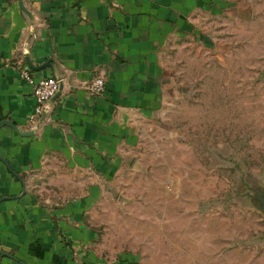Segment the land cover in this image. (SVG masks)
Here are the masks:
<instances>
[{
    "label": "crops",
    "instance_id": "obj_1",
    "mask_svg": "<svg viewBox=\"0 0 264 264\" xmlns=\"http://www.w3.org/2000/svg\"><path fill=\"white\" fill-rule=\"evenodd\" d=\"M22 6L0 0V264H139L96 245L93 212L163 106L168 49L205 31L223 0ZM25 56L36 79L64 78L35 127V98L19 75ZM95 75L105 79L102 95L85 89Z\"/></svg>",
    "mask_w": 264,
    "mask_h": 264
},
{
    "label": "rangeland",
    "instance_id": "obj_2",
    "mask_svg": "<svg viewBox=\"0 0 264 264\" xmlns=\"http://www.w3.org/2000/svg\"><path fill=\"white\" fill-rule=\"evenodd\" d=\"M220 13L168 49L163 106L100 192L96 245L107 253L264 264V0H223Z\"/></svg>",
    "mask_w": 264,
    "mask_h": 264
},
{
    "label": "built area",
    "instance_id": "obj_3",
    "mask_svg": "<svg viewBox=\"0 0 264 264\" xmlns=\"http://www.w3.org/2000/svg\"><path fill=\"white\" fill-rule=\"evenodd\" d=\"M30 70L29 65L23 63L19 69V75L31 85L35 105L29 121L35 127L47 119L52 112L53 99L59 92L64 78L59 75H51L36 79L32 76ZM85 89L92 95H102L106 89L104 77L95 75L85 85Z\"/></svg>",
    "mask_w": 264,
    "mask_h": 264
},
{
    "label": "water",
    "instance_id": "obj_4",
    "mask_svg": "<svg viewBox=\"0 0 264 264\" xmlns=\"http://www.w3.org/2000/svg\"><path fill=\"white\" fill-rule=\"evenodd\" d=\"M19 3H20V6L23 7V6H22V0H19ZM25 61H26V63L29 65V67H30L31 69H35V68H37V67H35L34 65L31 64V62L29 61V59H28L27 56H25ZM49 63H51V62H49ZM60 87H61V86H60ZM4 122H5V121H4ZM12 126H13L14 128H16L15 125H12ZM257 194H258L259 197H260V199H259L260 208H261V210L264 212V193H263L262 191H257Z\"/></svg>",
    "mask_w": 264,
    "mask_h": 264
}]
</instances>
